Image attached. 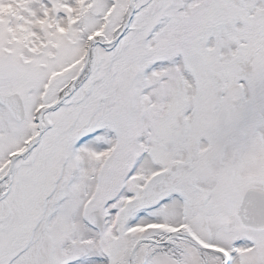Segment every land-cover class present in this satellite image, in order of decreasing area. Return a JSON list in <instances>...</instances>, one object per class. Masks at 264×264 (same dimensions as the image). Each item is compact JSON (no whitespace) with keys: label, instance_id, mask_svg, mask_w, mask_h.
<instances>
[{"label":"snow or ice","instance_id":"1","mask_svg":"<svg viewBox=\"0 0 264 264\" xmlns=\"http://www.w3.org/2000/svg\"><path fill=\"white\" fill-rule=\"evenodd\" d=\"M0 264H264V0H0Z\"/></svg>","mask_w":264,"mask_h":264}]
</instances>
